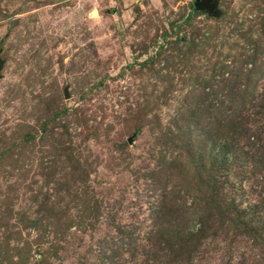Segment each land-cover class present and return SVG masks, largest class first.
<instances>
[{"label":"rangeland","instance_id":"rangeland-1","mask_svg":"<svg viewBox=\"0 0 264 264\" xmlns=\"http://www.w3.org/2000/svg\"><path fill=\"white\" fill-rule=\"evenodd\" d=\"M194 1L0 0V264H34L39 248L48 264H90L99 248L119 264L128 246L118 227L143 237L170 216L183 230L205 225L190 264H264V245L233 214L208 209L235 204L243 222L264 224L251 180L239 186L232 172L212 194L182 143L158 138V122L192 103L221 62L249 38L264 43V0H217L218 16L187 20ZM206 116L198 129L219 139ZM19 217L51 222V241Z\"/></svg>","mask_w":264,"mask_h":264},{"label":"trees","instance_id":"trees-1","mask_svg":"<svg viewBox=\"0 0 264 264\" xmlns=\"http://www.w3.org/2000/svg\"><path fill=\"white\" fill-rule=\"evenodd\" d=\"M191 8L187 20L198 12L194 4H191ZM262 25L260 31L264 33ZM164 41L166 44H176L181 41V36H176L175 40ZM249 44L247 49L232 58L229 63H220L219 71L209 76L210 78L194 96L192 103L185 102L181 106L172 122H168L164 127L158 122V128L161 130V132L158 130L160 133L158 138H166L169 147H178L177 143H182L179 145L181 154L184 153L186 160L196 165L198 182L207 186L212 194L229 181L232 183L231 173L238 172L235 179L238 177L240 179L235 182L239 185L244 179L245 182L251 180L249 192L255 196L262 194L261 207L264 208V174L260 179L254 176L260 172L264 173V43L249 38ZM184 45L185 53H190L197 43L192 40L191 43ZM182 47L179 46V52H182ZM214 82L217 83L216 88H213ZM207 87H210L209 90H206ZM203 114L216 120L219 127V139L216 137L214 139L206 130L198 129L196 121L198 122ZM260 184L261 186L258 187ZM239 189L243 190V188ZM197 190L200 189L197 188ZM212 194L208 198H211ZM173 209V207L169 208L171 212H174ZM208 209L215 215L233 214L231 218L233 225L245 229L246 234L252 235L254 240L264 245V236L261 233L264 224L257 227L250 221L243 222V217L236 210L235 204L220 207L212 199ZM200 218L203 219V216L200 215ZM18 220L24 221L36 232L42 231L39 234L41 244L51 241L48 237L50 231H47V225L49 227L51 222L47 220L43 222L40 219L23 220L21 217ZM204 220L207 222V219L204 218ZM63 222L60 218H56L54 226L62 228ZM177 222L176 217L170 216L166 221L167 226L163 224L164 230L161 226L143 237L133 230L118 227V233L125 237L124 240L121 239L122 244L126 243L128 246L123 251L126 257L119 264H184V261L190 264L193 262L194 252L197 251V246L203 238L205 225L202 223V227L195 230H183ZM64 223H66L65 228L66 225L71 226L72 222ZM58 231L56 228L52 233L56 234ZM39 249L36 253L38 262L34 264H48L46 249ZM107 251L99 248L90 264H117V262L112 263L111 259L114 256L118 258L120 254L109 250L110 255H107ZM79 264H89L87 257L80 259Z\"/></svg>","mask_w":264,"mask_h":264},{"label":"water","instance_id":"water-1","mask_svg":"<svg viewBox=\"0 0 264 264\" xmlns=\"http://www.w3.org/2000/svg\"><path fill=\"white\" fill-rule=\"evenodd\" d=\"M194 8L197 11H206L211 16H218L219 9L217 8V0H195L194 1ZM1 52V48H0ZM3 67V59L0 57V77H1V70ZM65 96L67 94L65 93ZM130 141V139H128Z\"/></svg>","mask_w":264,"mask_h":264}]
</instances>
